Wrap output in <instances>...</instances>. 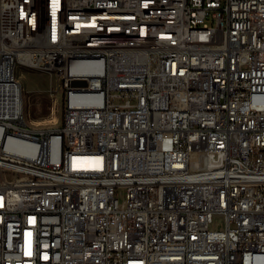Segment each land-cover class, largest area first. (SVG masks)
Listing matches in <instances>:
<instances>
[{"label":"built area","instance_id":"2783aa9c","mask_svg":"<svg viewBox=\"0 0 264 264\" xmlns=\"http://www.w3.org/2000/svg\"><path fill=\"white\" fill-rule=\"evenodd\" d=\"M0 264H264V0H0Z\"/></svg>","mask_w":264,"mask_h":264},{"label":"rangeland","instance_id":"374dc122","mask_svg":"<svg viewBox=\"0 0 264 264\" xmlns=\"http://www.w3.org/2000/svg\"><path fill=\"white\" fill-rule=\"evenodd\" d=\"M16 76L23 85L24 118L35 128H58L64 121V93L55 72L18 65Z\"/></svg>","mask_w":264,"mask_h":264},{"label":"bare ground","instance_id":"6f19581e","mask_svg":"<svg viewBox=\"0 0 264 264\" xmlns=\"http://www.w3.org/2000/svg\"><path fill=\"white\" fill-rule=\"evenodd\" d=\"M21 64H23V63H21ZM24 65V64H23ZM24 107H25V101H24Z\"/></svg>","mask_w":264,"mask_h":264}]
</instances>
